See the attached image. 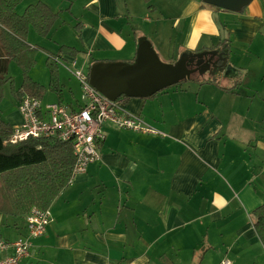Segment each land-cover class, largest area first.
I'll use <instances>...</instances> for the list:
<instances>
[{"label":"crops","instance_id":"1","mask_svg":"<svg viewBox=\"0 0 264 264\" xmlns=\"http://www.w3.org/2000/svg\"><path fill=\"white\" fill-rule=\"evenodd\" d=\"M29 1L16 12L43 2L61 13L51 43L30 31L32 47H73L89 65L93 57L122 62L136 57V34L169 63L218 51L229 68L207 78L217 83L121 102L163 135L105 124L100 160L53 202L54 222L21 264H264L253 214L264 205V0L239 13L203 0H71L78 22L72 46L62 40L64 26L74 30L62 15L67 0ZM141 19L149 30L135 24ZM244 81L261 86L252 98L242 91ZM63 91V105L80 110L79 89ZM6 119L12 129L23 122L18 108ZM26 234V218L0 214V240Z\"/></svg>","mask_w":264,"mask_h":264},{"label":"trees","instance_id":"2","mask_svg":"<svg viewBox=\"0 0 264 264\" xmlns=\"http://www.w3.org/2000/svg\"><path fill=\"white\" fill-rule=\"evenodd\" d=\"M24 1L0 0V102L4 86L11 81L9 67L14 62L23 73L22 86L15 92L19 101L25 95L44 100L52 92L57 97V103L63 105L64 91L56 60L67 57L76 59L80 52L73 47L62 46L58 57L49 56L47 60L51 73L49 86L33 81L30 70L36 65L39 48L28 43L29 33L33 29L39 36L49 37L61 19V13H55L45 3L38 2L28 6L23 14H18L16 10ZM145 1L149 3L151 0ZM148 10L155 11L153 6H149ZM75 28L78 29V26ZM135 38L138 42L136 34ZM95 62L97 61L93 60L90 67ZM191 81L200 82L201 85L217 83L216 78L200 81L192 76L175 88ZM129 100L131 99L122 97L118 101ZM12 133V127L0 119V214L5 217L26 218L33 208L49 209L68 187L75 156L70 143L56 139L30 138L16 145L5 144ZM253 214L255 230L264 245V205L258 207Z\"/></svg>","mask_w":264,"mask_h":264},{"label":"built area","instance_id":"3","mask_svg":"<svg viewBox=\"0 0 264 264\" xmlns=\"http://www.w3.org/2000/svg\"><path fill=\"white\" fill-rule=\"evenodd\" d=\"M71 62L72 68L67 70L77 79L83 91L81 109L71 111L57 102L45 103L42 99L25 95L18 107L23 122L12 129L13 133L5 144L16 145L30 138H50L70 143L75 156L73 180L78 174L85 173L91 163L100 160V145L105 140V124L145 135L159 136L163 133L142 117L127 113L121 102H113L98 92L90 84L89 72H84V67L77 68L75 59H71ZM26 222V235L14 241L0 240V264H21L28 258L33 240L46 234L54 217L50 208H33L26 217ZM220 264L231 263L223 261Z\"/></svg>","mask_w":264,"mask_h":264},{"label":"water","instance_id":"4","mask_svg":"<svg viewBox=\"0 0 264 264\" xmlns=\"http://www.w3.org/2000/svg\"><path fill=\"white\" fill-rule=\"evenodd\" d=\"M253 0H203L206 5L239 13ZM195 65L196 68H190ZM227 59L218 51L187 53L176 63L161 60L152 43L145 37L138 41L134 62H95L89 70L90 84L109 100L149 99L190 80L193 75L213 76L228 70Z\"/></svg>","mask_w":264,"mask_h":264},{"label":"rangeland","instance_id":"5","mask_svg":"<svg viewBox=\"0 0 264 264\" xmlns=\"http://www.w3.org/2000/svg\"><path fill=\"white\" fill-rule=\"evenodd\" d=\"M79 1V0H78ZM82 1V0H80ZM28 2H30L29 0H25L21 6L22 7H25V5L28 4ZM67 2L69 3V5L67 6V9L65 11H63L62 15H66L65 17L67 18V20H71L70 22L72 23V27L74 30H71L69 27H66L64 26V34L62 36V40L64 42H68L67 44H73L74 42H77V39H78V35L75 34L74 31L75 30V26L77 25V21L74 20L73 18L71 19V6H72V1L71 0H67ZM76 6H77V3H76ZM19 8V10L21 9ZM81 9V8H80ZM70 15V16H69ZM155 19H157V15H153ZM142 18V17H141ZM136 20V19H135ZM135 24H137V26L140 28V29H145V30H149L151 27L150 25H147L146 23H143L142 22V19L141 21H136ZM153 24H155L153 22ZM153 27V25H152ZM31 35L33 37H36V39L38 40H41V41H44V43L46 44H49L51 42L49 38H43L41 36H39L33 29H31ZM32 39H30V42L33 43V41H31ZM33 44H36V46H38L37 48H39V51L37 53V57H36V65L34 66V68H32L30 70V77L33 81L45 86V87H48L49 84H50V80H51V73H50V69L48 67V63H47V60H48V57L49 56H54V57H58V51L56 52H53V50L49 49L48 47H44V46H48V45H38V43H33ZM51 45V44H50ZM72 46V45H70ZM160 56V55H159ZM97 57H93L92 58V61L95 60ZM161 60L165 63H168V64H172V63H169L166 60V57H162L160 56ZM165 58V59H164ZM57 65H58V68H59V76H60V82L61 84L65 85V91H67L66 93L69 92V89L70 88H74L75 91H77L79 89V99L83 100V91H82V87L80 85V83L77 81V79L71 75V73L67 70V68H72V62H71V59H63V58H58L57 59ZM135 58L132 57V59H128L127 61H122L124 63H132L134 62ZM75 61H77V68L79 69H82L84 67V72L88 73L89 70H90V65L86 63L84 57L81 55V56H78ZM91 61V62H92ZM90 62V63H91ZM110 62H121V61H110ZM212 75L211 74H207V75H199V74H196L194 75L195 78H198V79H207V78H210ZM9 77L11 79V81H9L5 86H4V95H3V99L2 101L0 102V119L4 120V121H7V116L12 114L13 112H16L17 111V108H18V103H19V99L18 97L16 96L15 92L20 89V87L22 86V83H23V73H22V70L21 68H19L17 66L16 63L12 62L10 64V67H9ZM13 82V83H12ZM221 84L223 86L225 85H231V83H226L224 82L223 80H221ZM79 83V84H78ZM185 86H193V82H188V83H185L184 84ZM259 87H261L259 85V83H250L248 81H244V86H243V89L242 91H244L243 93L244 94H247L248 96L250 95V97L252 98V92L256 89H260ZM250 88H252L250 90ZM45 103H54L57 101L56 99V95L52 92H49L48 95L45 97ZM264 104V102H263Z\"/></svg>","mask_w":264,"mask_h":264},{"label":"flooded vegetation","instance_id":"6","mask_svg":"<svg viewBox=\"0 0 264 264\" xmlns=\"http://www.w3.org/2000/svg\"><path fill=\"white\" fill-rule=\"evenodd\" d=\"M190 68H196L195 65H191ZM196 75V74H195ZM194 76V75H193Z\"/></svg>","mask_w":264,"mask_h":264}]
</instances>
